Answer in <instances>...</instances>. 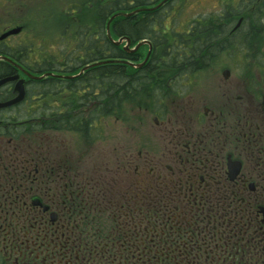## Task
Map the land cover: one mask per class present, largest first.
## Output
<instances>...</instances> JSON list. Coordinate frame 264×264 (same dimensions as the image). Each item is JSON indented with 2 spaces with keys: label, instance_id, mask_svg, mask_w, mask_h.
Returning <instances> with one entry per match:
<instances>
[{
  "label": "flooded vegetation",
  "instance_id": "af4514ba",
  "mask_svg": "<svg viewBox=\"0 0 264 264\" xmlns=\"http://www.w3.org/2000/svg\"><path fill=\"white\" fill-rule=\"evenodd\" d=\"M79 2L65 14L75 17ZM262 2L247 13L264 16L257 10ZM247 13L237 16L230 33L240 31ZM24 23L15 24L22 32L0 39V54L43 76L31 78L0 59L9 65L0 78L19 73L26 89L21 102L0 108V264H264V88L258 80L242 95L224 92L217 109L204 99L195 115L184 97L175 99L169 115L157 66L159 98L151 112L155 135L166 142L114 144L111 136L97 147L113 124L112 76L105 104L89 72L95 66L78 74L97 60H85L71 36H60L56 47L43 44L38 55L33 46L21 47L32 39L9 44L24 33ZM218 31L220 46L225 35ZM174 75L169 85L182 76ZM17 80L0 86L1 101L17 94Z\"/></svg>",
  "mask_w": 264,
  "mask_h": 264
},
{
  "label": "trees",
  "instance_id": "16d2710c",
  "mask_svg": "<svg viewBox=\"0 0 264 264\" xmlns=\"http://www.w3.org/2000/svg\"><path fill=\"white\" fill-rule=\"evenodd\" d=\"M80 1L76 8L78 9L77 16H83V21L78 23V19H72L65 12H60L68 16L76 29L68 31L60 36H68L73 42H79L80 52L82 57L87 61L101 59H129L132 61H141L146 57L149 46L142 45L137 51L129 53L125 51L122 45L117 46L109 39L105 31L106 22L111 15L120 10H132L134 8L154 5L161 0H77ZM172 0H168L159 8L150 12H139L130 17L118 16L111 22V30L114 38L120 36H129L132 39V44H136L142 39H150L153 44V49L147 63L140 67H132L120 62H106L96 65L89 72L94 71L98 77L97 82L99 91L101 90V98L106 95V73L109 71L112 74L113 80V112L117 114L125 107L132 109L143 107H157V66L160 67V72L165 75L161 80L160 88L166 90L167 81L170 76L178 73H191L196 69L202 68L206 62L214 60L218 56L216 52L220 50L222 45L229 46L234 44V33H230L234 22H230L232 17H237L247 11L248 7L252 6L258 0H225L222 5L221 13L209 15L208 17L199 16L188 30L167 31L164 28L163 20L166 15L158 17L159 11L165 8ZM257 10L264 11V2L257 7ZM94 12V15H93ZM165 14V13H164ZM251 15H247V17ZM67 18V19H68ZM224 19V24H220L219 20ZM260 23L264 20V16L259 17ZM245 24L246 22L243 21ZM243 24V25H244ZM262 24V23H261ZM235 25V24H234ZM219 27V28H217ZM92 28H96L93 29ZM218 30L225 35L224 41L219 43ZM231 34V35H230ZM78 36V40L74 39ZM249 36L245 41L250 44ZM235 40V39H234ZM42 41V40H41ZM38 48L37 55L42 50L43 43L38 46L31 43L28 47H23L25 52H29L31 48ZM146 48V49H145ZM244 48V47H242ZM20 49V48H19ZM22 49V48H21ZM9 51V49H7ZM146 52V53H145ZM13 55L17 59L23 60L22 56L17 53ZM176 60V63H175ZM175 64V67L172 65ZM7 63L0 61V76L7 73ZM9 66V65H8ZM33 67L32 65H26ZM38 67V66H37ZM175 76V75H174ZM179 76V75H178ZM26 116V115H24Z\"/></svg>",
  "mask_w": 264,
  "mask_h": 264
},
{
  "label": "rangeland",
  "instance_id": "374dc122",
  "mask_svg": "<svg viewBox=\"0 0 264 264\" xmlns=\"http://www.w3.org/2000/svg\"><path fill=\"white\" fill-rule=\"evenodd\" d=\"M75 1L77 0H0V34L17 22L24 21L26 30L21 36L9 37V44L14 45L20 41L26 43L32 39L30 42L35 43L36 46L43 43L46 46L53 44L56 47L58 45L56 41L59 40L63 28L74 27V24L69 21L71 19L60 12L64 13V10H68L69 5ZM224 2L225 0H172L158 13V17L166 15L163 25L167 31L173 29L185 32L199 16L206 18L209 15L221 13ZM251 7H248L244 15ZM247 14L249 15V13ZM250 15L251 17L246 18V23L240 31L234 35L233 41L235 43H229V46L222 45L221 49L216 52L219 54L214 60L211 59L202 68L196 69L194 72L183 73L182 76L171 81V85H169L170 80L167 81L168 88L163 91L167 92L164 101L165 105L168 106L169 115L174 112L175 104L172 101L175 99L184 97L183 100L185 99V103L194 109L193 114L195 115L197 111L203 112L204 99L209 107L217 109L218 106L220 107L219 102L225 101L224 92L231 91L234 94L241 92L242 95L245 90L250 89L253 78L258 80L261 89L264 88V69L262 66L264 63V20L261 24L260 16H256L255 13L253 15L250 13ZM76 19H78V23H81L83 16L76 15ZM237 19V17H232L230 22L236 24ZM249 34L250 44H247L248 41L246 42L245 38ZM43 37H45V41L42 40ZM46 46L45 48H47ZM51 50L53 49L51 48ZM33 54L36 55L37 52ZM224 69L230 70L231 77L228 81H224L222 75ZM186 74L187 76H185ZM147 109L144 107L143 109L125 107L122 111L114 114L110 120V123L113 124L103 130L100 140H97V147L106 146V141L111 136L113 137L108 143L113 142L115 144L125 138L135 139L142 144L156 148L160 142L165 143V136L155 135L156 127L151 111L157 110V107L151 105ZM24 115L26 114L23 113L22 118L26 117ZM160 128L163 129L162 126ZM61 135L72 139L73 142L79 138L71 133H61ZM83 138L84 136H82ZM85 148L83 145L80 146V149Z\"/></svg>",
  "mask_w": 264,
  "mask_h": 264
},
{
  "label": "water",
  "instance_id": "95a60500",
  "mask_svg": "<svg viewBox=\"0 0 264 264\" xmlns=\"http://www.w3.org/2000/svg\"><path fill=\"white\" fill-rule=\"evenodd\" d=\"M168 0H161L158 4H155L152 7H138L135 8L131 11H117L115 12L113 15L110 16V18L108 19V21L106 22V34L108 36V39L115 45L120 46L121 44H123V49L129 53L135 52L136 50H138L142 45L144 44H148L149 45V50L148 53L146 55V57L140 61V62H133L131 60L128 59H109V60H98L92 63H89L88 65H85L84 67H82V69L80 70V72L78 74H81L85 69L92 67V66H96V65H100L106 62H120V63H124V64H128L132 67H137L140 68L142 67L147 60L150 57V54L152 52V42L150 39H142L140 41H138L134 46L131 47V43H132V39L125 35V36H120L119 38L115 39L111 33V22L114 18L118 17V16H125V17H130L140 11L143 10H153L156 9L158 7H160L161 5H163L165 2H167ZM240 21L239 23L235 26V28H237L240 25ZM23 29V25H17L14 27H11L9 29H7L6 31H4L2 33V35H0V39H4L6 37H8L9 35L12 34H18L22 31ZM0 59H5L7 61H9L10 63L16 65L19 69H21L25 74H27L29 77L31 78H41L42 76H36L35 74L29 72L28 70L24 69L23 67H21L20 64H18L17 62H15L14 60H12L10 57H8L7 55H3L0 54ZM222 74L225 76V78L229 77L230 75V70L229 69H224V71L222 72ZM73 77V76H72ZM17 80L16 85H15V89L14 91L17 93L14 97H12L11 99L5 100V101H1L0 100V108L3 107H8V106H12L14 104H17L19 102H21L26 94V89H25V78H20V74L16 73L13 75H7L4 76L2 78H0V86H2L3 84L12 81V80Z\"/></svg>",
  "mask_w": 264,
  "mask_h": 264
},
{
  "label": "bare ground",
  "instance_id": "6f19581e",
  "mask_svg": "<svg viewBox=\"0 0 264 264\" xmlns=\"http://www.w3.org/2000/svg\"><path fill=\"white\" fill-rule=\"evenodd\" d=\"M175 63H176V60H175ZM172 66L175 67V64H173ZM159 73H160V75H162V78L165 76V75H163L160 71H159ZM107 74L112 76V74H111L110 71H109L108 73H106V81L109 80V78L107 77ZM94 75H95V74H94ZM96 77H97V76H96ZM97 79H98V77L96 78V81H97ZM110 79L112 80V77H111ZM112 83H113V80H112ZM96 85H97V86H100L101 84L98 85V82H97ZM102 101H104L105 104H106V97H105V98H102ZM112 106H113V97H112Z\"/></svg>",
  "mask_w": 264,
  "mask_h": 264
}]
</instances>
